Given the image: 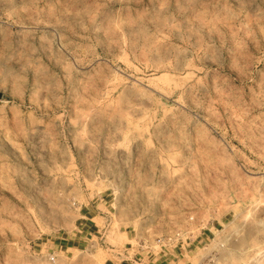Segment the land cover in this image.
I'll use <instances>...</instances> for the list:
<instances>
[{
	"label": "rangeland",
	"instance_id": "rangeland-1",
	"mask_svg": "<svg viewBox=\"0 0 264 264\" xmlns=\"http://www.w3.org/2000/svg\"><path fill=\"white\" fill-rule=\"evenodd\" d=\"M131 246L264 264V0H0V264Z\"/></svg>",
	"mask_w": 264,
	"mask_h": 264
},
{
	"label": "crops",
	"instance_id": "crops-1",
	"mask_svg": "<svg viewBox=\"0 0 264 264\" xmlns=\"http://www.w3.org/2000/svg\"><path fill=\"white\" fill-rule=\"evenodd\" d=\"M83 218L88 220V222H93L94 219V217L86 216H83ZM218 226L219 222H207V225L201 231L197 234L190 235L187 240L185 239L182 241V243L179 244L178 249H186L188 246H195L209 240L214 234V231L217 230ZM92 227L96 228V225L94 223L86 225L85 223V225H82L81 229L86 235H90V231H98L94 230ZM126 237L129 239L128 235ZM139 251L140 249L136 246H131L130 248L127 247L122 251L111 254V257H108L105 262L106 264H186V262L183 261V258L187 253L186 251L183 253L179 252L178 254H172L171 252L167 253L164 251L161 253V248H159L157 250L146 251V255L140 254ZM138 260H140L141 263H138Z\"/></svg>",
	"mask_w": 264,
	"mask_h": 264
},
{
	"label": "built area",
	"instance_id": "built-area-1",
	"mask_svg": "<svg viewBox=\"0 0 264 264\" xmlns=\"http://www.w3.org/2000/svg\"><path fill=\"white\" fill-rule=\"evenodd\" d=\"M209 261H210V260H209ZM137 262H138V263H141V261H140V260H138Z\"/></svg>",
	"mask_w": 264,
	"mask_h": 264
}]
</instances>
